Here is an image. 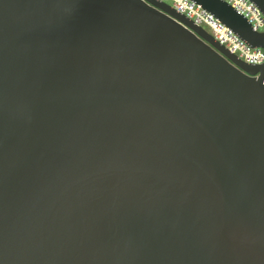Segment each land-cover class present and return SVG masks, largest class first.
Masks as SVG:
<instances>
[{
	"label": "water",
	"instance_id": "water-1",
	"mask_svg": "<svg viewBox=\"0 0 264 264\" xmlns=\"http://www.w3.org/2000/svg\"><path fill=\"white\" fill-rule=\"evenodd\" d=\"M0 264H264V63L157 0H0Z\"/></svg>",
	"mask_w": 264,
	"mask_h": 264
},
{
	"label": "built area",
	"instance_id": "built-area-1",
	"mask_svg": "<svg viewBox=\"0 0 264 264\" xmlns=\"http://www.w3.org/2000/svg\"><path fill=\"white\" fill-rule=\"evenodd\" d=\"M157 1L170 6L176 13L183 15L187 20L202 30H204V27L209 29L207 33L212 37L213 41L224 47L238 60L249 65H261L264 63V51L261 48H250L247 46L230 30L203 11L200 6L189 0ZM220 1L226 3L236 14L243 17L254 32L259 33L264 31V17L251 2L248 0Z\"/></svg>",
	"mask_w": 264,
	"mask_h": 264
},
{
	"label": "rangeland",
	"instance_id": "rangeland-1",
	"mask_svg": "<svg viewBox=\"0 0 264 264\" xmlns=\"http://www.w3.org/2000/svg\"><path fill=\"white\" fill-rule=\"evenodd\" d=\"M204 30H205L206 32H209V29H207L206 27H204Z\"/></svg>",
	"mask_w": 264,
	"mask_h": 264
}]
</instances>
